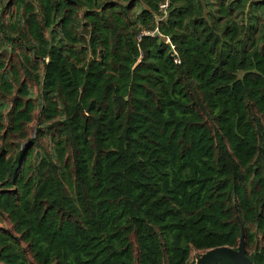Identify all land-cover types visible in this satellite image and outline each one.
<instances>
[{
    "label": "trees",
    "instance_id": "obj_1",
    "mask_svg": "<svg viewBox=\"0 0 264 264\" xmlns=\"http://www.w3.org/2000/svg\"><path fill=\"white\" fill-rule=\"evenodd\" d=\"M241 227L264 264V0H0V264H194Z\"/></svg>",
    "mask_w": 264,
    "mask_h": 264
},
{
    "label": "water",
    "instance_id": "obj_2",
    "mask_svg": "<svg viewBox=\"0 0 264 264\" xmlns=\"http://www.w3.org/2000/svg\"><path fill=\"white\" fill-rule=\"evenodd\" d=\"M156 35L157 33H154V36ZM236 219L239 222L238 217ZM194 264H258V262L254 256L249 258L246 254L244 231L241 227L236 249L223 246L207 250L195 257Z\"/></svg>",
    "mask_w": 264,
    "mask_h": 264
},
{
    "label": "rangeland",
    "instance_id": "obj_3",
    "mask_svg": "<svg viewBox=\"0 0 264 264\" xmlns=\"http://www.w3.org/2000/svg\"><path fill=\"white\" fill-rule=\"evenodd\" d=\"M242 76V73H238V77L240 78ZM35 93V97L38 95V92L35 90L34 91ZM35 123H33L32 125H30V136L32 137L33 134H34V129H35ZM4 227L7 228L8 225L7 224H4ZM198 252H192L190 257H191V260L195 261V257L198 256Z\"/></svg>",
    "mask_w": 264,
    "mask_h": 264
}]
</instances>
